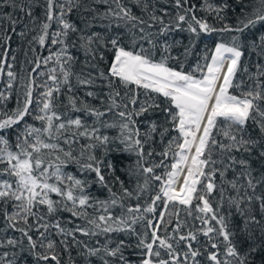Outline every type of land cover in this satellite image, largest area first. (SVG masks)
Wrapping results in <instances>:
<instances>
[{
  "label": "snow or ice",
  "instance_id": "1",
  "mask_svg": "<svg viewBox=\"0 0 264 264\" xmlns=\"http://www.w3.org/2000/svg\"><path fill=\"white\" fill-rule=\"evenodd\" d=\"M0 264H264V0H0Z\"/></svg>",
  "mask_w": 264,
  "mask_h": 264
},
{
  "label": "trees",
  "instance_id": "2",
  "mask_svg": "<svg viewBox=\"0 0 264 264\" xmlns=\"http://www.w3.org/2000/svg\"><path fill=\"white\" fill-rule=\"evenodd\" d=\"M199 14V13H198ZM177 38H184L185 39V42H187V34H177ZM215 37H212V38H207L205 39V43H209L211 39H213ZM71 170V169H70Z\"/></svg>",
  "mask_w": 264,
  "mask_h": 264
}]
</instances>
